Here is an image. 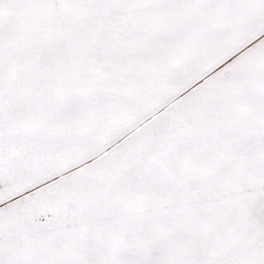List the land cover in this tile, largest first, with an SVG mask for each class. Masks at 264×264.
Masks as SVG:
<instances>
[{"label":"snow or ice","instance_id":"snow-or-ice-1","mask_svg":"<svg viewBox=\"0 0 264 264\" xmlns=\"http://www.w3.org/2000/svg\"><path fill=\"white\" fill-rule=\"evenodd\" d=\"M0 264H264V0H0Z\"/></svg>","mask_w":264,"mask_h":264}]
</instances>
